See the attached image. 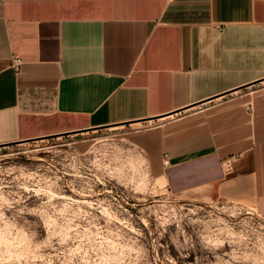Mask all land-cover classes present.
<instances>
[{
    "label": "crops",
    "instance_id": "crops-1",
    "mask_svg": "<svg viewBox=\"0 0 264 264\" xmlns=\"http://www.w3.org/2000/svg\"><path fill=\"white\" fill-rule=\"evenodd\" d=\"M139 123L171 194L264 210V0H0V146Z\"/></svg>",
    "mask_w": 264,
    "mask_h": 264
},
{
    "label": "rangeland",
    "instance_id": "rangeland-1",
    "mask_svg": "<svg viewBox=\"0 0 264 264\" xmlns=\"http://www.w3.org/2000/svg\"><path fill=\"white\" fill-rule=\"evenodd\" d=\"M153 125L0 146V264H264V210L171 194Z\"/></svg>",
    "mask_w": 264,
    "mask_h": 264
},
{
    "label": "built area",
    "instance_id": "built-area-1",
    "mask_svg": "<svg viewBox=\"0 0 264 264\" xmlns=\"http://www.w3.org/2000/svg\"><path fill=\"white\" fill-rule=\"evenodd\" d=\"M21 64H22V58L19 56H14L13 63H12L13 68H15V70H19ZM169 162H170L169 157L165 155L164 164L167 165L169 164Z\"/></svg>",
    "mask_w": 264,
    "mask_h": 264
}]
</instances>
